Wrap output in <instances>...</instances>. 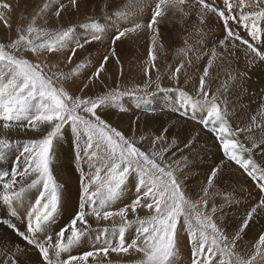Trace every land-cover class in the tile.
Instances as JSON below:
<instances>
[{"label":"rangeland","instance_id":"obj_1","mask_svg":"<svg viewBox=\"0 0 264 264\" xmlns=\"http://www.w3.org/2000/svg\"><path fill=\"white\" fill-rule=\"evenodd\" d=\"M0 2L10 5V9L0 8V13L3 14V18L0 19V42L6 44L17 39L19 34H26L27 27L32 24L34 17L33 26L36 28L61 30L75 25V39L81 43H83L82 37L89 36L95 31L86 26L93 22L99 24L103 29L101 39L77 49L71 62L68 61V57L71 55L74 44H69L59 56H49L47 53L33 55L30 52L23 54L34 63L55 65L54 71L76 72V75H72L64 83L65 86L66 84L71 86L72 94L82 98H96L117 90L120 92L135 90L137 95L150 93L151 95L143 100L123 96L119 104L103 107L97 112L102 119L123 132L126 137L135 136L136 146H142V151L151 149V141L163 135L164 139L156 143V148L167 149L164 152V160L175 170L174 174L180 177L182 187L189 197L195 200L198 198L197 194L203 196L202 190L208 188V194L205 197L208 200V206L204 210L210 212L213 206L218 209L213 219L224 229L229 240H232L247 213L264 198V192L260 190L255 177L248 176L240 165L228 159L222 148L221 139L210 130L212 125L204 128L200 124L199 121L206 118V112L198 108L193 116L191 106L186 105L176 89L183 90L194 98H201L198 94L199 80L203 75L204 67L212 59V53L215 51L217 58L208 70L205 90L209 92V98L213 96L217 98V102L226 115L230 130L250 128V132L239 135V140L246 147L252 148V140L259 143L261 139H264V131H261L264 129V61L258 58L254 60L250 50L240 41H236L237 49L234 56L225 53L223 46L220 45V41L226 36L222 21L216 14L209 13L205 23L201 24L196 15L198 5L187 16L167 10L163 18H158L159 33L157 35L147 27L157 0H77L78 10L68 7L61 11L59 17L55 16L54 11L47 9L41 11V8L46 3L58 5L61 0H0ZM64 2L67 4V0ZM215 5L223 8V0H215ZM186 11H188L187 8ZM5 19L10 27L5 26ZM137 23L142 25L140 29L126 34L113 43L114 33L126 27L131 28ZM229 26L238 31L244 39L252 42L242 26L237 27L232 23ZM261 27H264V24ZM154 36L155 46L153 47ZM261 40H264V36L255 43L261 46ZM261 51H264V46H261ZM150 52L156 56L154 63ZM222 53L224 55L221 57ZM105 56L108 60L100 76L91 78ZM180 64L184 67L181 68L177 81L175 69ZM77 68H84L86 71L85 77L79 76V83L75 81ZM0 80H3L2 76ZM157 83L161 88L170 91H158ZM85 84H88L86 89L83 87ZM145 84H149V87L145 88ZM82 88L83 91H81ZM185 111L188 113L187 116ZM42 127L44 131L21 130L15 127L4 129L0 124V138H8L12 141L40 139L49 130L47 126ZM164 129L167 131L165 132ZM141 135L146 139L140 140ZM85 140L86 135L77 134L70 124H66L61 135L54 140L51 171L55 183L59 186L61 203L56 218L47 232L43 233L42 237L37 236L41 242L50 235V243L56 244L57 233L69 224L72 218L69 219L63 215L69 212L66 202L67 195L71 192L66 193V190L62 192V189L67 187L64 182L59 181L60 175L72 177V183L75 184L74 202L78 210L82 191L81 178L91 174L84 148ZM186 144L188 147H185ZM65 148L66 151H63ZM21 151V148L10 149L5 158L0 159V171H10L15 168L16 157ZM252 159L260 168H264V151L253 149ZM20 162L23 163V160L21 159ZM65 166H71L73 171L64 169ZM218 166L221 172L209 187L208 179L211 171ZM34 179H36L35 174L25 178L28 183ZM38 183L27 189L23 199L26 204L22 205L26 210L21 211H29L39 198L43 185L42 182ZM21 186L17 184L16 187ZM130 191L126 195L122 194L117 200V210L130 204L135 198L137 194L135 188L133 187ZM16 208L14 209L16 214L13 215L11 206L0 204V221H4L2 226L0 224L2 227H0V253H3L0 254V262L6 258L4 254L16 253L22 264H47L39 249L28 244L19 232L11 228V225L15 224L19 231H26L27 213L19 215ZM107 210L115 212L113 206ZM151 214L146 207H140L137 208L136 213L129 211L127 219L133 221L137 217L144 218ZM88 221L93 229L112 228L123 223L119 216L99 222L94 217H88ZM55 222L58 224L57 230H53ZM179 232L174 264H191L189 235L185 228H181ZM68 234V232L65 233V238ZM261 234H264V210L257 209L249 227L236 239L235 251L247 258L254 250V245ZM125 235L126 240L130 242L135 235V226L128 228ZM93 243V238L90 237L80 246L62 253L60 259H66L69 254L79 255L83 251L91 250ZM17 249L20 251L18 252ZM52 252L53 250L50 249V255ZM25 257L33 262L25 263ZM52 258L55 259L54 255ZM142 258L141 253L129 250L127 254L110 252L106 259L112 264H136ZM100 264H105L103 258H100Z\"/></svg>","mask_w":264,"mask_h":264},{"label":"snow or ice","instance_id":"obj_2","mask_svg":"<svg viewBox=\"0 0 264 264\" xmlns=\"http://www.w3.org/2000/svg\"><path fill=\"white\" fill-rule=\"evenodd\" d=\"M197 5L196 15L201 24L205 23L209 13L216 14L222 21L226 36L220 41V45L223 46L225 53L234 56L237 49L236 41H240L250 50L254 60L258 58L264 61V51H261L264 40H261V46L255 43L264 36V27H261L264 24V0H223V8L215 5V0L209 2L192 0L191 3L190 0H157L147 27L158 35V18H163L167 10L187 16ZM68 7L78 10L77 0H67V4L61 0L58 5L46 3L41 11L45 9L54 11L55 16L59 17L61 11ZM0 8L10 9V5L0 2ZM2 18L3 14L0 13V19ZM4 23L6 27H10L6 19ZM230 23L237 27L242 26L252 42L244 39L238 31L230 27ZM34 24L35 17L32 24L27 27L26 34H19L17 39L7 44L0 42V76L3 77V80H0V124L4 129L15 127L21 130L44 131L42 126L49 129L40 139L12 141L0 138V159H4L10 149H22L20 155L16 157V167L10 171H0L2 189L0 204L11 206L12 214L15 215L14 209L23 201L27 189L38 182H42L43 185L39 198L26 214V231H19L15 224H12L11 228L19 232L28 244L38 248L47 264H100V258L105 260V264H112L106 259L110 252L127 254L129 250L142 254L143 258L136 264H174L181 228H185L189 235L191 264H264V234L259 236L254 250L247 258L235 251V241L240 233L249 227L253 214L257 213V209L264 210V198L251 208L235 236L229 240L224 229L213 219L218 209L213 206L210 212L204 210L208 206V200L205 198L208 188L202 190L203 196L197 194L198 198L195 200L189 197L182 187L180 177L174 174L175 170L164 160V152L167 149L156 148V143L164 139L163 135L151 141V149L142 151V146H136L135 136L126 137L123 132L102 119L97 112L103 107L119 104L123 96L143 100L151 95L150 93L137 95L135 90L124 92L117 90L96 98H82L70 93L65 87L64 82L75 74L74 71L68 73L54 71L55 65L34 63L23 54L30 52L33 55L47 53L49 56H59L69 44H74L68 57V61L71 62L77 49L101 39L103 29L99 24L93 22L86 26L95 31L89 36L82 37L83 43L75 39V25L56 30L36 28ZM141 27L142 25L137 23L131 28L126 27L114 33L113 43ZM112 51L114 54L115 49ZM150 55L154 63L156 56L152 53ZM223 55L224 53L221 57ZM216 58L217 53L213 51L212 59L208 61L200 77L198 94L201 98H194L183 90L176 91H179L186 105L191 106L193 116L198 108L206 112V118L201 119L200 124L204 128L212 125L210 130L221 139L222 148L228 159L240 165L248 176L255 177L260 190L264 192V168H260L252 159L253 149L264 151V139L259 143L252 140V148L246 147L239 140V135L250 132V128L230 130L217 98L215 96L209 98V92L205 90V78L208 77V70ZM107 60L108 57L105 56L91 78L100 76ZM183 67L184 65L180 64L175 69L177 81ZM83 87L87 88L88 85L85 84ZM144 87H149V84H145ZM156 87L158 91H170L161 88L158 83ZM185 115H188L187 111ZM66 124H70L77 134L86 135L84 148L91 174L82 176L78 210L69 224L57 233V243L53 245L50 243V235L43 242L38 240L37 236L47 232L59 210V186L53 179L51 157L54 140L61 135ZM139 139L144 140L146 137L141 135ZM185 147H188V144ZM21 159L23 163L20 162ZM220 172L219 166L211 171L209 187ZM33 174L36 179L30 183L26 182L25 178ZM133 176L136 178L135 198L130 204L115 212L106 210L121 198ZM17 184L22 186L17 188ZM140 207H146L152 214L129 221L127 219L129 211L136 213ZM114 216H119L123 223L112 228L93 229L88 221V217H94L99 222ZM133 226L135 235L128 242L125 233ZM66 232L69 234L65 238ZM90 237L94 241L91 250L83 251L79 255L69 254L66 259H60L62 253L80 246ZM50 249L53 250L52 255L55 259L50 255ZM4 255L6 258L0 264H22L16 253Z\"/></svg>","mask_w":264,"mask_h":264},{"label":"bare ground","instance_id":"obj_3","mask_svg":"<svg viewBox=\"0 0 264 264\" xmlns=\"http://www.w3.org/2000/svg\"><path fill=\"white\" fill-rule=\"evenodd\" d=\"M55 19V18H54ZM69 50V49H68ZM123 51H124V49H123ZM70 52V51H69ZM151 53V52H150ZM94 58V57H93ZM194 63V62H193ZM205 68V67H204ZM203 69V68H202ZM75 70H76V68H75ZM77 70H78V72H77V78L75 79V81H77L78 83H79V76L81 77V78H83V76L85 77V69L84 68H77ZM198 70V69H197ZM76 73V72H75ZM76 75V74H75ZM88 76V75H87ZM86 76V77H87ZM88 78V77H87ZM199 78V77H198ZM86 83V82H85ZM90 83V82H89ZM81 85V84H80ZM88 85V84H87ZM66 88H68L69 89V91H70V93H71V86L69 85V84H66V86H65ZM86 89V88H85ZM176 124V123H175ZM177 128V127H176ZM9 133V132H8ZM10 133H11V131H10ZM14 133V132H13ZM12 134V133H11ZM66 149V148H65ZM63 150V151H66V150ZM57 155V154H56ZM59 157V156H58ZM57 158V157H56ZM70 169L71 170V166L69 167V166H65V168L64 169ZM67 169V170H68ZM71 171H73V170H71ZM59 178V177H58ZM57 178V179H58ZM59 181L60 182H64L65 184H66V187H67V189H62V192H64L65 190H66V193H69V192H71V193H69L70 195H67V197H68V201L66 202V206L69 208V212L66 214V213H64L63 215H65L64 217H69V219L71 218V217H73L74 215H75V213H76V211H77V204L75 205V202H74V186H75V184H73L72 183V181H73V179H72V177L71 176H67V175H60V179H59ZM135 183H136V178H131L130 179V181H129V184H128V188L126 189V191L123 193L124 195H126V194H128V193H130L131 191H130V189H132L133 187H134V185H135ZM39 184V183H38ZM63 183H61V185H62ZM64 186V185H63ZM64 190V191H63ZM24 204H26V202H21V203H19V205L17 206V213L20 215V214H26L28 211H21V210H26L24 207H22V205H24ZM63 205V204H62ZM28 207H29V205H28ZM29 209H30V207H29ZM58 213V212H57ZM57 215V214H56ZM58 215H60V214H58ZM68 219V220H69ZM3 221V220H2ZM2 221H0V224H1V226H2ZM70 221V220H69ZM4 222V221H3ZM0 226V227H1ZM56 227H58V224L55 222L54 223V226H53V230H55L56 229ZM2 228V227H1ZM57 230V229H56ZM54 233H56V231L54 232ZM41 237L43 236V233H41V234H39ZM41 239V238H40ZM43 239V238H42ZM30 247V246H29ZM12 252V251H11ZM78 253V252H77ZM28 257V256H27ZM27 257H25L24 258V261H25V263H31V262H33V260H31V259H27Z\"/></svg>","mask_w":264,"mask_h":264},{"label":"crops","instance_id":"obj_4","mask_svg":"<svg viewBox=\"0 0 264 264\" xmlns=\"http://www.w3.org/2000/svg\"><path fill=\"white\" fill-rule=\"evenodd\" d=\"M66 150V149H65ZM135 188V187H134ZM75 193V190H74ZM61 203V202H60ZM117 201H115V204H113L112 206L114 207V210L117 211V206H116ZM60 206V205H59ZM107 210V209H106Z\"/></svg>","mask_w":264,"mask_h":264}]
</instances>
